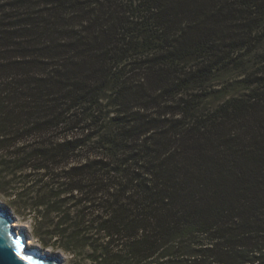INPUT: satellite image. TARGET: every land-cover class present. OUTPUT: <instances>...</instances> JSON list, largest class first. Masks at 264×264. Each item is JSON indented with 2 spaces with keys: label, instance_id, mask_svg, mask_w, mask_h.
Instances as JSON below:
<instances>
[{
  "label": "trees",
  "instance_id": "obj_1",
  "mask_svg": "<svg viewBox=\"0 0 264 264\" xmlns=\"http://www.w3.org/2000/svg\"><path fill=\"white\" fill-rule=\"evenodd\" d=\"M0 195L69 264H264V0H0Z\"/></svg>",
  "mask_w": 264,
  "mask_h": 264
},
{
  "label": "water",
  "instance_id": "obj_2",
  "mask_svg": "<svg viewBox=\"0 0 264 264\" xmlns=\"http://www.w3.org/2000/svg\"><path fill=\"white\" fill-rule=\"evenodd\" d=\"M13 222L11 210L0 205V264H31L21 255L30 257L36 264H61L63 254L56 252L53 255L38 246L31 247L25 231H18Z\"/></svg>",
  "mask_w": 264,
  "mask_h": 264
},
{
  "label": "rangeland",
  "instance_id": "obj_3",
  "mask_svg": "<svg viewBox=\"0 0 264 264\" xmlns=\"http://www.w3.org/2000/svg\"><path fill=\"white\" fill-rule=\"evenodd\" d=\"M0 205H2L4 208L11 210V217L14 219L13 224L17 225L16 222L18 220H24V218L21 215H18L17 213L14 212V210L11 208V206H9L7 204V202L5 201L4 197L2 195H0ZM27 221V223L29 224L28 227L23 228L22 230L25 231V234L28 238V242L30 243V241H33V243H30L29 245L31 246H38L40 249H42L43 252H48L50 254L55 255L56 252H60L61 254H63L62 260H61V264H69L68 263V259H67V255L61 251H56L53 248H47L45 246H43L38 239L33 235L32 232V227H31V222L30 220H25ZM21 229V228H20Z\"/></svg>",
  "mask_w": 264,
  "mask_h": 264
},
{
  "label": "bare ground",
  "instance_id": "obj_4",
  "mask_svg": "<svg viewBox=\"0 0 264 264\" xmlns=\"http://www.w3.org/2000/svg\"><path fill=\"white\" fill-rule=\"evenodd\" d=\"M16 224L17 225H15L16 226V228H17V230L19 231V230H22L23 228H25V227H28V223H27V221H24V220H18L17 222H16ZM21 228V229H20ZM30 243H33V241H30ZM29 242H28V245L30 244ZM31 247H33V246H31Z\"/></svg>",
  "mask_w": 264,
  "mask_h": 264
},
{
  "label": "snow or ice",
  "instance_id": "obj_5",
  "mask_svg": "<svg viewBox=\"0 0 264 264\" xmlns=\"http://www.w3.org/2000/svg\"><path fill=\"white\" fill-rule=\"evenodd\" d=\"M17 243H18V242H17ZM21 258H22V259H27V260H29V261L31 262V264H36V262H35V261H32L30 257H25V256L21 255Z\"/></svg>",
  "mask_w": 264,
  "mask_h": 264
}]
</instances>
